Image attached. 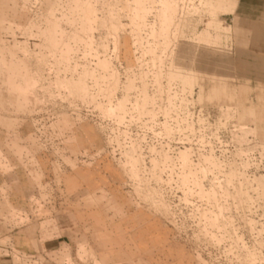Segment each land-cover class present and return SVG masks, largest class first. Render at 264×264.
I'll return each instance as SVG.
<instances>
[{
    "label": "rangeland",
    "instance_id": "374dc122",
    "mask_svg": "<svg viewBox=\"0 0 264 264\" xmlns=\"http://www.w3.org/2000/svg\"><path fill=\"white\" fill-rule=\"evenodd\" d=\"M232 1L0 0V171L34 183L1 264H264V58Z\"/></svg>",
    "mask_w": 264,
    "mask_h": 264
},
{
    "label": "crops",
    "instance_id": "0c3cea01",
    "mask_svg": "<svg viewBox=\"0 0 264 264\" xmlns=\"http://www.w3.org/2000/svg\"><path fill=\"white\" fill-rule=\"evenodd\" d=\"M231 3L237 5L236 27L242 34L247 51L264 58V0H233ZM38 172L43 179H48L52 175L51 171ZM93 174L91 171H66L64 177L66 189H78L84 187V183L93 187L91 180L97 179ZM33 186L29 171H10L6 174L0 171V208L7 206V202L12 206L25 204L27 192ZM1 190L7 192L6 199L1 195Z\"/></svg>",
    "mask_w": 264,
    "mask_h": 264
}]
</instances>
